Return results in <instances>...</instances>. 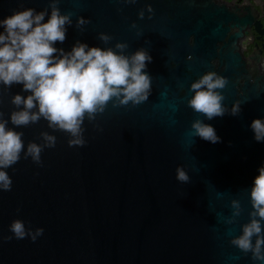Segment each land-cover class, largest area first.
I'll return each instance as SVG.
<instances>
[{
    "label": "water",
    "instance_id": "95a60500",
    "mask_svg": "<svg viewBox=\"0 0 264 264\" xmlns=\"http://www.w3.org/2000/svg\"><path fill=\"white\" fill-rule=\"evenodd\" d=\"M212 1L218 0H59L72 24L58 48L69 51L77 41L102 48L124 42L127 55L144 48L152 56V91L139 104L113 98L94 120L86 117L83 146H69L70 135L43 118L19 127L9 120L23 133L25 150L35 142L42 151L41 163L22 151L6 170L12 186L0 190V264H260L231 240L250 220L248 189L264 162V142L249 127L264 117L259 61L241 68L235 44L251 30L263 33L247 15ZM49 4L0 0V18L24 7L50 12ZM78 17L88 22L77 26ZM208 71L227 78L218 90L227 111L211 120L188 106L190 84ZM21 89L0 84V118L15 109L11 96ZM236 101L241 111L232 115ZM197 119L220 140L192 136ZM45 132L55 136L54 147L44 146ZM178 165L188 182L176 179ZM14 219L43 234L5 239Z\"/></svg>",
    "mask_w": 264,
    "mask_h": 264
},
{
    "label": "clouds",
    "instance_id": "9594fccd",
    "mask_svg": "<svg viewBox=\"0 0 264 264\" xmlns=\"http://www.w3.org/2000/svg\"><path fill=\"white\" fill-rule=\"evenodd\" d=\"M58 3L59 0H50V12L24 7L0 18V84L5 88L14 84L22 86L21 92L11 96L15 109L7 119L0 118V190L11 189L12 179L6 170L20 160L22 151L37 164L41 163L42 146L30 142L25 150L23 133L8 127L9 120L19 127L43 118L50 128L70 135L69 146H83L86 141L82 126L86 117L94 120L113 98L122 105L139 104L147 100L152 91V77L146 71L152 56L144 48L130 55L124 52L127 47L124 42L102 48L77 41L69 51L58 48L56 43L64 42L67 26L72 24L70 14H62ZM87 22L85 17L77 18V26ZM99 36L105 42L110 39L104 33ZM226 85V77L214 71L204 73L189 86L192 95L188 106L207 120L223 116L227 109L223 104L224 96L218 90ZM240 111V102H234L231 114L237 115ZM249 127L254 140L264 142V117L254 118ZM191 135L210 143L220 140L215 128L200 119L192 122ZM42 136L44 146H55V136L47 132ZM257 172L248 189L250 220L242 225L241 234L233 237L231 243L242 252H250L253 261L264 264V162ZM176 179L190 180L182 165L176 168ZM231 206L233 215L238 216L240 201L232 200ZM9 230L12 236L5 239L27 236L33 241L44 231L40 227L35 230L26 227L21 219H14Z\"/></svg>",
    "mask_w": 264,
    "mask_h": 264
},
{
    "label": "bare ground",
    "instance_id": "6f19581e",
    "mask_svg": "<svg viewBox=\"0 0 264 264\" xmlns=\"http://www.w3.org/2000/svg\"><path fill=\"white\" fill-rule=\"evenodd\" d=\"M213 5L231 13L245 14L253 22L252 28H258L263 38L256 35V29L243 35L241 44H235L242 58V67L256 65L259 61V75L264 82V0H218Z\"/></svg>",
    "mask_w": 264,
    "mask_h": 264
},
{
    "label": "rangeland",
    "instance_id": "374dc122",
    "mask_svg": "<svg viewBox=\"0 0 264 264\" xmlns=\"http://www.w3.org/2000/svg\"><path fill=\"white\" fill-rule=\"evenodd\" d=\"M255 1H258V0H255Z\"/></svg>",
    "mask_w": 264,
    "mask_h": 264
}]
</instances>
